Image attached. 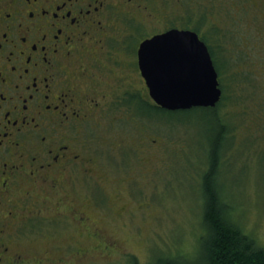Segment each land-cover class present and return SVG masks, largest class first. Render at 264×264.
Masks as SVG:
<instances>
[{
  "label": "flooded vegetation",
  "instance_id": "1",
  "mask_svg": "<svg viewBox=\"0 0 264 264\" xmlns=\"http://www.w3.org/2000/svg\"><path fill=\"white\" fill-rule=\"evenodd\" d=\"M251 10L264 0H0V264H58L25 246L60 224L98 238L97 171L120 184L161 147L142 43L193 30L214 60L201 24Z\"/></svg>",
  "mask_w": 264,
  "mask_h": 264
},
{
  "label": "rangeland",
  "instance_id": "2",
  "mask_svg": "<svg viewBox=\"0 0 264 264\" xmlns=\"http://www.w3.org/2000/svg\"><path fill=\"white\" fill-rule=\"evenodd\" d=\"M215 17L214 26H201L211 38L224 92L217 109L225 129L218 181L232 222L264 246V11ZM219 121L205 107L156 111L152 135L163 142L139 164L129 159L134 170L118 174L129 181L111 185V174L97 171L108 205L91 225L104 233L97 238L60 224L25 247L58 264L63 256L68 264H129L133 258L149 264L160 254L195 258L206 233L202 177Z\"/></svg>",
  "mask_w": 264,
  "mask_h": 264
},
{
  "label": "water",
  "instance_id": "3",
  "mask_svg": "<svg viewBox=\"0 0 264 264\" xmlns=\"http://www.w3.org/2000/svg\"><path fill=\"white\" fill-rule=\"evenodd\" d=\"M140 68L151 96L164 109L215 107L221 100L213 57L193 30L172 29L143 42Z\"/></svg>",
  "mask_w": 264,
  "mask_h": 264
},
{
  "label": "trees",
  "instance_id": "4",
  "mask_svg": "<svg viewBox=\"0 0 264 264\" xmlns=\"http://www.w3.org/2000/svg\"><path fill=\"white\" fill-rule=\"evenodd\" d=\"M214 54V53H213ZM220 120L218 105L205 107ZM160 111H168L159 109ZM217 135L211 139L208 168L203 174V224L206 233L201 236L200 249L193 259L160 254L149 264H264V246L229 217L230 207L224 201L218 181L222 150L225 143L224 125L219 121ZM129 264H139L136 258Z\"/></svg>",
  "mask_w": 264,
  "mask_h": 264
}]
</instances>
